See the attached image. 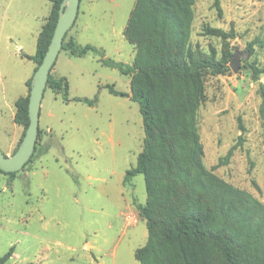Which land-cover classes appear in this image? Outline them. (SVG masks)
<instances>
[{"label":"rangeland","instance_id":"1","mask_svg":"<svg viewBox=\"0 0 264 264\" xmlns=\"http://www.w3.org/2000/svg\"><path fill=\"white\" fill-rule=\"evenodd\" d=\"M135 1L81 0L67 37L73 30L79 45L131 66L135 50L123 32ZM50 11L48 0H0V150L9 157L25 135L13 121L15 102L28 93L35 68L23 55H35ZM206 28L232 34L240 69L204 78L197 111L203 164L214 168L234 148L214 174L264 204V74L255 80L251 69L264 67V0H195L190 44L220 56L222 40ZM52 72L67 79L71 101L45 89L31 162L13 177L0 172V258L14 247L9 264H139L134 254L148 236L138 212L145 182L124 177L142 150V117L136 103L106 88L130 94V78L93 53L60 51ZM95 97L94 107L74 101Z\"/></svg>","mask_w":264,"mask_h":264},{"label":"trees","instance_id":"2","mask_svg":"<svg viewBox=\"0 0 264 264\" xmlns=\"http://www.w3.org/2000/svg\"><path fill=\"white\" fill-rule=\"evenodd\" d=\"M48 1L51 11L37 38L35 55H23L35 64L33 74L47 52L63 2ZM194 3L195 0H136L123 32L135 50L129 67L103 59V53L95 47L78 45L74 38L67 37L70 30L61 51L76 58L93 53L100 56L103 65L130 78V94L113 86L106 88L111 95L136 103L142 117V150L135 167L127 170L124 177L126 182L142 175L145 182L146 201L138 207V212L145 221L148 236L145 245L135 251L136 261L139 264H264V204L213 172L228 163L234 148L214 168L207 169L203 164L197 111L204 100V78L229 71L232 34L219 29L204 30L205 35L222 40L220 56L214 50L204 52L192 47ZM54 65L46 89L62 95L68 103L71 100L67 79L52 75ZM251 69L255 80L264 74V67ZM31 79L26 82L27 95L15 102L13 121L23 126L24 132L29 125ZM261 96L259 116L264 121L263 87ZM97 99L74 101L94 106ZM40 133L39 129L38 137ZM0 172L10 177L15 174ZM13 253L11 247L0 258V264H9Z\"/></svg>","mask_w":264,"mask_h":264},{"label":"water","instance_id":"3","mask_svg":"<svg viewBox=\"0 0 264 264\" xmlns=\"http://www.w3.org/2000/svg\"><path fill=\"white\" fill-rule=\"evenodd\" d=\"M79 4L80 0H63L60 5L58 20L47 52L31 79L28 102L29 125L25 131L23 140L16 152L10 157L3 154L0 150V171L4 173H17L21 171L34 153L39 130L40 106L47 86L48 76L61 51L66 33L75 23ZM229 68L232 71L229 75L238 73L240 69V62L234 56L231 57Z\"/></svg>","mask_w":264,"mask_h":264},{"label":"crops","instance_id":"4","mask_svg":"<svg viewBox=\"0 0 264 264\" xmlns=\"http://www.w3.org/2000/svg\"><path fill=\"white\" fill-rule=\"evenodd\" d=\"M78 16V15H77ZM76 21V20H75ZM75 24V23H74ZM74 26V25H73ZM69 38H74L75 39V41H76V43L78 44V42H77V40H76V33L72 30L71 32H70V36H69ZM79 45V44H78ZM81 46V45H80ZM104 58V57H103ZM35 65V64H34ZM34 71V70H33ZM52 73V75L54 76V77H56L57 78V76H55L54 75V73L53 72H51ZM27 95V94H26ZM25 95V96H26ZM24 96V97H25ZM87 105V104H86ZM89 107H94V106H89ZM14 118V117H13Z\"/></svg>","mask_w":264,"mask_h":264}]
</instances>
